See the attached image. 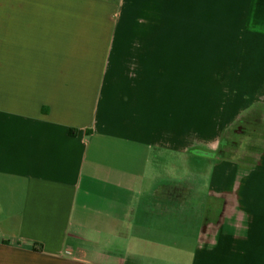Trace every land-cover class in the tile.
<instances>
[{"label":"crops","instance_id":"0c3cea01","mask_svg":"<svg viewBox=\"0 0 264 264\" xmlns=\"http://www.w3.org/2000/svg\"><path fill=\"white\" fill-rule=\"evenodd\" d=\"M39 1L0 0V264H264V0L111 42Z\"/></svg>","mask_w":264,"mask_h":264},{"label":"rangeland","instance_id":"374dc122","mask_svg":"<svg viewBox=\"0 0 264 264\" xmlns=\"http://www.w3.org/2000/svg\"><path fill=\"white\" fill-rule=\"evenodd\" d=\"M39 6L40 10L70 11L76 16L48 19L41 25L44 28H77L87 31L93 41H117L128 27L149 23V0H40Z\"/></svg>","mask_w":264,"mask_h":264}]
</instances>
